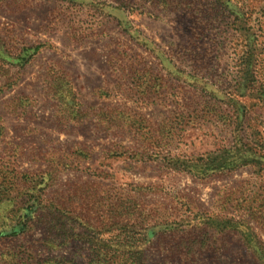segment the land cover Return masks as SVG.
Returning a JSON list of instances; mask_svg holds the SVG:
<instances>
[{
	"label": "rangeland",
	"instance_id": "1",
	"mask_svg": "<svg viewBox=\"0 0 264 264\" xmlns=\"http://www.w3.org/2000/svg\"><path fill=\"white\" fill-rule=\"evenodd\" d=\"M153 1L0 0V264H81L92 235L146 243L208 218L250 222L264 245V159L178 169L264 155V0H230L217 31L205 3ZM206 227L216 245L193 264H263L245 233Z\"/></svg>",
	"mask_w": 264,
	"mask_h": 264
},
{
	"label": "trees",
	"instance_id": "2",
	"mask_svg": "<svg viewBox=\"0 0 264 264\" xmlns=\"http://www.w3.org/2000/svg\"><path fill=\"white\" fill-rule=\"evenodd\" d=\"M5 1V0H4ZM122 4L127 5L128 0H119ZM140 2H154L153 0H137ZM162 1L169 8L174 9H187L191 10L193 4L201 5L205 3L207 10L202 14L203 20L207 30H215L217 21L227 22L226 12L230 0H156V2ZM225 7V9L223 8ZM227 7V8H226ZM205 8V9H206ZM231 12V11H230ZM197 14V13H196ZM232 14V13H231ZM236 14V12H235ZM199 16V14H197ZM210 23V24H209ZM234 32H239L235 23ZM259 30L263 26L261 23L258 25ZM247 31V30H246ZM259 92V91H257ZM264 99V85H262L260 92L258 93ZM59 95V93H58ZM73 96V95H72ZM59 100L63 102V96L59 95ZM68 101H64L65 106H68L72 101L71 97L67 98ZM251 150L247 149L244 145L235 148L222 149L223 155H219L216 158H210L205 164V167H199L197 164H182L178 167L179 170L188 172L192 176H206V172H214L218 170H234L238 167L247 166L249 164L259 162L264 159L263 153H257V155H249ZM203 161V159L201 160ZM203 163V162H202ZM261 164V163H260ZM264 207V202L262 204ZM264 211V209H262ZM256 219H253L251 223L263 224L264 212L260 213V216L256 213ZM246 221H218L208 218L199 222L197 225L190 226L189 222L177 225V224H165V228H160L159 233L152 232L149 234L150 241L146 243H129L126 240L127 232L122 229L116 228V233L113 235L110 243H105L95 238L93 235L91 238L96 240L92 243H80L84 247V261L81 264H193L196 256L202 255L204 252L214 248L216 244L210 245L209 243H202L203 236L207 235V225L212 224L221 233L226 231L235 233H245L247 243H243L244 246L253 254H255L264 264V245L256 240L255 232L250 222ZM87 224V223H86ZM113 226H118V222H115ZM133 229V227H131ZM94 227H87L82 236L90 237ZM98 232V230H95ZM126 233V234H125ZM98 234V233H97ZM136 236V233H133ZM124 236V238H122ZM179 236V237H177ZM147 237V235H146ZM146 241V240H144ZM67 243H41L43 247L63 248ZM231 256L232 253H230ZM36 264H80L72 261L57 260V259H40ZM243 264V263H236Z\"/></svg>",
	"mask_w": 264,
	"mask_h": 264
}]
</instances>
